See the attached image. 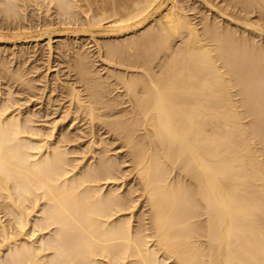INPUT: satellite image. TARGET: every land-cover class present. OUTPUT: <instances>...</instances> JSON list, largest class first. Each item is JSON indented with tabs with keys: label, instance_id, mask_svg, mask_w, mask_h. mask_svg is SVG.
<instances>
[{
	"label": "bare ground",
	"instance_id": "obj_1",
	"mask_svg": "<svg viewBox=\"0 0 264 264\" xmlns=\"http://www.w3.org/2000/svg\"><path fill=\"white\" fill-rule=\"evenodd\" d=\"M79 1L0 0V264H264V0Z\"/></svg>",
	"mask_w": 264,
	"mask_h": 264
},
{
	"label": "rangeland",
	"instance_id": "obj_2",
	"mask_svg": "<svg viewBox=\"0 0 264 264\" xmlns=\"http://www.w3.org/2000/svg\"><path fill=\"white\" fill-rule=\"evenodd\" d=\"M104 1V0H103ZM82 2V3H81ZM81 2L79 1V3H80V5H82L81 7H84V8H88L86 5H87V3H88V5H91V7L93 6V5H97V3H101L102 1L101 0H84V2H83V0H81ZM87 2V3H86ZM91 2V3H90ZM84 4V5H83ZM96 5L95 6H93L92 8H94V7H96Z\"/></svg>",
	"mask_w": 264,
	"mask_h": 264
}]
</instances>
